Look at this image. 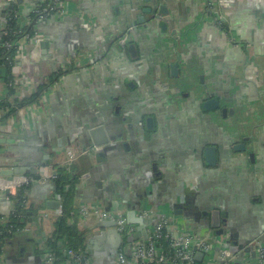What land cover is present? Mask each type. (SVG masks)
Masks as SVG:
<instances>
[{"label": "crops", "instance_id": "1", "mask_svg": "<svg viewBox=\"0 0 264 264\" xmlns=\"http://www.w3.org/2000/svg\"><path fill=\"white\" fill-rule=\"evenodd\" d=\"M50 1L0 0V45L11 10L7 4L18 6L29 24L28 16ZM146 1L65 0L73 8L68 15L39 23L33 35L22 36L17 72L29 83L11 94L0 78V102L21 101L63 74L25 115L0 124V138L13 140L0 144V169L28 167L36 173L26 175L41 177L48 168L56 175L72 151L77 158L71 171L78 178L74 211L95 203L90 200L97 195L105 208L112 200V209L168 212L171 206L189 205L219 211L221 229L242 239L264 234V144L259 147V138L264 139V0H215L213 17L207 0H158L170 13L154 22L145 15V23L136 26ZM39 36L48 47L34 46ZM130 46L137 56H131ZM249 81L253 88L243 92ZM207 94L227 110L224 122L205 116ZM236 106L246 114L240 124L234 121ZM148 118L154 130L146 128ZM97 126L110 137L97 149L104 153L78 158L88 130ZM238 143L246 151L233 150ZM208 147L217 152L216 166L207 164ZM51 181L33 186L23 218L31 231L9 242L0 264H42L41 250L58 219V207L49 205L57 196L49 189ZM11 206L0 200V216L8 217ZM179 220L195 234L207 232L204 218ZM70 224L86 237L92 264H113V227L79 216ZM102 233L107 237L100 244Z\"/></svg>", "mask_w": 264, "mask_h": 264}, {"label": "built area", "instance_id": "2", "mask_svg": "<svg viewBox=\"0 0 264 264\" xmlns=\"http://www.w3.org/2000/svg\"><path fill=\"white\" fill-rule=\"evenodd\" d=\"M10 1L17 2V0ZM208 2L212 11L215 14L218 13L215 0H208ZM68 12L69 7L64 0H51L48 5L42 8L39 7L34 11L38 15L37 25L39 23L57 22L67 15ZM7 23L8 18H5L1 31L2 36L9 35ZM26 36L29 38V34H26ZM41 40H43V37L39 36V40L36 39V42ZM4 45L8 50L15 47L9 41L5 42ZM16 46L19 49V45L17 44ZM13 70L15 76L13 85L15 89L18 87L26 88L29 82L26 78L19 76L17 62L14 64ZM27 109L22 110L19 114L25 115ZM14 119L9 120L11 121L10 124L14 123ZM68 155L69 161L67 164L71 165L77 156L72 151L68 152ZM42 173L39 181L41 183L49 182L55 177V175L50 173L48 168H44ZM36 182L39 183L28 175H19L13 180H8L1 176L0 169V196L9 192V199L11 201V198L16 196L23 186ZM56 201L58 203L56 210L57 217H62L65 214V201L59 195L56 196ZM11 205L10 214L17 215V210L12 201ZM26 207L28 208V203ZM129 212L130 210L126 207L107 210L103 204L95 202L84 204L78 211H73L72 216H79L82 220L96 218L100 222L114 224L112 227L119 233L121 240L113 264H264V243L261 239L250 242L243 249H236L227 245L228 239L216 236L209 231L203 234H195L185 226L184 229L181 228L180 220L168 212H164V210L161 211L153 207L142 208L136 211L137 218L147 223L146 227L139 233V225L129 222ZM156 214H158V219L156 222H153ZM0 222L7 224L8 220L5 217H0ZM27 231H31V228L24 229V232ZM133 236H136L135 239L129 242V239ZM247 248L251 251L247 252ZM64 251L67 255V261L64 264H92L85 249L79 252L65 248ZM199 255H202L201 261L197 259ZM2 257L3 253L0 254V262ZM57 261V257L51 252L47 251L43 255V264H55Z\"/></svg>", "mask_w": 264, "mask_h": 264}, {"label": "trees", "instance_id": "3", "mask_svg": "<svg viewBox=\"0 0 264 264\" xmlns=\"http://www.w3.org/2000/svg\"><path fill=\"white\" fill-rule=\"evenodd\" d=\"M42 7L43 6L40 8ZM8 12L7 24L9 35L2 36L0 45V78L10 85V93L13 94L15 92V86L13 85L15 79L13 66L17 62V54L19 51L16 45L23 35L34 34L35 28L37 27L38 15L34 12L30 14L27 20L29 24H26L22 19L18 6ZM7 41L15 45V47L8 50L4 45ZM62 74V72L55 74L51 78L50 84L39 86L35 94L26 96L21 101L16 103L0 102V112H2L0 116V124L9 122V120L15 118L22 110L37 103L43 94L46 93L48 88L59 80ZM72 169L73 165L57 168V174L50 182L49 187L52 193L61 196L65 201V214L62 217H58L55 223V231L52 235L46 238V248L41 250L42 255L47 251L53 253L58 259L55 264H64L67 261V255L64 251L65 248L80 252L87 247L86 237L79 233L75 226L70 224V220L75 218L72 216V212L74 211V201L77 198L76 190L78 181L77 176L71 171ZM29 177L35 181H40V177L37 175H29ZM36 183L23 186L18 191L17 195L11 198V201L17 210V215L10 214L8 217H5V219L8 220L7 224L0 222V254L5 252V248L9 245V242L14 241L19 235L25 233L24 229L26 224L25 221H23V218L27 215L25 208L29 201V194L32 192L31 190L33 186L38 184ZM61 242L64 243L62 248L60 246Z\"/></svg>", "mask_w": 264, "mask_h": 264}, {"label": "water", "instance_id": "4", "mask_svg": "<svg viewBox=\"0 0 264 264\" xmlns=\"http://www.w3.org/2000/svg\"><path fill=\"white\" fill-rule=\"evenodd\" d=\"M146 2L147 3H145V4L148 5V6L145 9L141 10L142 15L139 17L138 21L136 22V24H135L136 26H138V24H144L145 23V21H146L145 15H149L151 21L154 22V21H160V20L164 19V16H167L170 13V10L167 8V5L159 4L158 0H147ZM7 5H10L8 7L11 10L15 8L14 5H11V4H7ZM68 7H69V4H68ZM69 10H70V8H69ZM209 13L211 14L212 17L215 15V13L212 11L211 6H209ZM160 26H161V28L163 30H165V31L167 30L168 26L166 24H161ZM127 33H129V32H127ZM177 38H179V40L182 39L181 37H177ZM122 44L125 45L124 43H122ZM34 46H38L37 48L41 47V49H44L45 47L49 46V43L48 42L44 43V40H42L40 43L39 42L37 43L35 41ZM37 48L34 47V49H37ZM129 51L131 53V56H137V48L135 46H130ZM171 68L173 70V74L176 75L175 72H177V70H178L177 66L173 65ZM219 106H220V102L217 101L216 99L208 100L205 103V108L207 110H214V109L218 108ZM152 124H153V120L151 118L148 119L147 120V128H151ZM86 138H87L89 144L88 143L84 144L85 147H83L84 149H82V151L80 152L78 158L83 156V155L92 154L95 151H96L95 153H97V154H102V153H104V151L97 150V149H99L100 147H102L104 145L109 144V142H110L109 134L107 133V131H106L104 126H97V127L92 128L91 130H88ZM12 142H13V140H7V139L0 138V144H6V143H12ZM126 148L129 149V147L127 145H126ZM207 163L208 164L216 163V153L213 150H207ZM73 164H74V162L72 163V165ZM28 172L31 173V174L32 173L33 174L36 173L34 170H31L28 167H18V168H13V169L1 168V176L7 178L8 180H13L16 176H19V175H26V173H28ZM102 198L103 197L101 195H97V197L94 198V199H91L90 202H97V200H101ZM0 200L6 201L7 203L11 204V201L9 199V192H6L5 194L1 195L0 196ZM49 205L51 207H54V208L58 207V203L56 201L50 202ZM112 205H113L112 200L108 201L106 209L110 210ZM171 207H172V211L174 213L172 215L174 217L175 216L176 217H182V215L187 217V215L185 213H189V209H184V210L182 209L181 211L175 212L174 211L175 210V206H171ZM177 207H178L177 209H180L179 206H177ZM209 215H210L209 213H207V212L205 213V216H209ZM211 215L213 216L214 220L216 221V224L212 223L209 228H212L213 231H215V229L219 228V226H220V224H219L220 213L214 212ZM128 219H129L130 223L139 225V230H138L139 233H141V231L147 225V223L145 221L140 220V219L137 218L135 209L130 210V212L128 214ZM217 221H218V223H217ZM106 226H108V227L111 226L112 227V226H114V224L107 223ZM214 234L218 235L219 231H215ZM111 236L113 237V240H115V242H114L115 246L112 248V250L114 252H118L119 246H120L121 237H120L119 233L116 232L115 230L112 231ZM106 237H107V234L106 233H102V235L100 237H98L97 239L99 240L100 244H103V242H104ZM135 237L136 236H133L132 238H130L129 242L130 241L132 242L135 239ZM236 243H238V242H236ZM243 247H245L243 244H241L239 246L240 249H242ZM246 250H247V252L251 251L249 248H247ZM24 252H25V249H22L21 250V255L22 256H23ZM253 255H255V254L253 253ZM197 259H198V261H201L202 255H199L197 257Z\"/></svg>", "mask_w": 264, "mask_h": 264}, {"label": "flooded vegetation", "instance_id": "5", "mask_svg": "<svg viewBox=\"0 0 264 264\" xmlns=\"http://www.w3.org/2000/svg\"><path fill=\"white\" fill-rule=\"evenodd\" d=\"M65 1V0H64ZM70 10H72V9H70ZM69 14V12L67 13V15ZM177 66V65H176ZM177 68H178V66H177ZM172 73H173V70H172ZM175 74L176 75H174V76H177V74H178V70H177V72H175ZM211 99H216L217 101H219L220 102V106L218 107V108H216V109H214V110H207L206 108H205V103L208 101V100H211ZM132 99H130V101L128 102V103H131V102H133V100L131 101ZM228 101V100H227ZM232 101V100H231ZM230 101V102H231ZM128 105H130V104H128ZM203 109L205 110V112L207 113V114H205V116H207L208 118H210V117H214V115H218V114H221V116H223V117H227V110L224 108V106L222 105V103H221V101L219 100V99H217V98H211V97H209V95L207 94V97H205V100L203 99ZM148 119H150V118H148ZM147 119V120H148ZM152 120H153V118H151ZM147 120H146V128H147ZM147 129H151V130H154V120H153V124H152V127L151 128H147ZM259 143H260V145H259V147H262V145L264 144V139H261V138H259ZM207 150H213L215 153H216V163H214V164H208V166L209 167H211V166H216L217 165V152H216V150L215 149H213V148H211V147H208V148H206V150H205V155H206V159H207ZM233 150H235V151H237V152H239L240 150H242L243 152L244 151H246V147L243 145V144H240V143H238V144H235V145H233ZM251 158H252V160H254V156H253V154L251 155ZM72 165V164H71ZM65 166H69L67 163L66 164H64V165H62V167H65ZM239 175H241L240 177H242L243 176V174H239ZM193 202V201H192ZM192 205V204H191ZM195 205V204H194ZM177 206H179V205H176L175 206V212H177V211H181L182 209L184 210V209H189V213H185L186 215H187V217H185V216H183L182 215V217L181 218H183L184 220L185 219H189V218H199V219H201V218H204V220H205V222H206V224H208V226H207V232L209 231V232H211V233H215V231H213V229L212 228H209L210 227V225L213 223V224H216V221L214 220V218H213V216L211 215L212 213H214V212H209L208 210H206L205 211V209H203V210H199V211H197L196 209H191L190 207H189V205H186L185 207H183V206H179L180 207V209H177L178 207ZM159 210V209H158ZM172 211V208L170 209V207L168 208V212H169V214H174L173 213V211ZM162 211V210H161ZM208 211V212H207ZM209 213L210 215L209 216H205V213ZM216 212V211H215ZM218 213H220L219 211H218ZM205 217H204V216ZM197 216V217H196ZM201 217V218H200ZM175 218H177L178 220H179V218L180 217H176L175 216ZM203 220V221H204ZM222 222H223V218H222V216H221V214H220V217H219V224H220V226H219V228L216 230V231H219V234L217 235L216 234V236H220L221 238H226V239H228L229 241H228V243H227V245H229V246H231V247H234V248H237V249H240L239 248V246L241 245V244H243L244 246H246L247 244H249L250 242H252V241H254V240H256V239H261L262 240V242L264 243V234H259V236H257V237H254V238H250V239H242L241 237H239V236H235V235H233V234H231V232L230 231H225V230H222L221 229V225H222ZM217 223H218V221H217ZM236 242H238V243H236ZM244 248V247H243ZM242 248V249H243Z\"/></svg>", "mask_w": 264, "mask_h": 264}, {"label": "rangeland", "instance_id": "6", "mask_svg": "<svg viewBox=\"0 0 264 264\" xmlns=\"http://www.w3.org/2000/svg\"><path fill=\"white\" fill-rule=\"evenodd\" d=\"M252 77H253V76H252ZM252 88H253V82H252V81H249V82H247V84H246V86H245V90H243V92L246 91V93H249V92L251 91ZM241 91H242V89H241ZM242 101H243V99H242ZM236 104L239 105L240 103L238 104V102H236ZM236 107H237V114H236V116H235V118H234V121H235L236 123L240 124V121H239L240 116H245V117H246V114L242 111V106H241V107H240V106H236ZM213 118H218L220 121L224 122V121H223L224 119L222 118L221 114L214 115ZM227 120H228V119H227ZM253 124H254V122H253ZM235 128H238V127L236 126ZM253 128H254V127L252 126L251 129L247 130V133H248V132L252 133ZM245 131H246V129H245V130L242 129V132L245 133ZM180 227L183 228V229L185 228L184 225H183V223H181V222H180Z\"/></svg>", "mask_w": 264, "mask_h": 264}]
</instances>
